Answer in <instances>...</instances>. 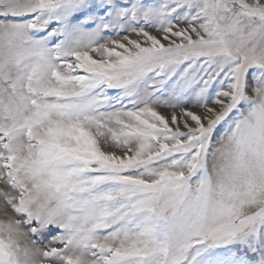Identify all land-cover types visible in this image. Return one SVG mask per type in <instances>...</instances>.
Masks as SVG:
<instances>
[{
    "label": "snow or ice",
    "instance_id": "6c2138e0",
    "mask_svg": "<svg viewBox=\"0 0 264 264\" xmlns=\"http://www.w3.org/2000/svg\"><path fill=\"white\" fill-rule=\"evenodd\" d=\"M0 264H264V0H0Z\"/></svg>",
    "mask_w": 264,
    "mask_h": 264
},
{
    "label": "rangeland",
    "instance_id": "374dc122",
    "mask_svg": "<svg viewBox=\"0 0 264 264\" xmlns=\"http://www.w3.org/2000/svg\"><path fill=\"white\" fill-rule=\"evenodd\" d=\"M164 109H162L161 111H163ZM165 112L167 111V110H164Z\"/></svg>",
    "mask_w": 264,
    "mask_h": 264
},
{
    "label": "bare ground",
    "instance_id": "6f19581e",
    "mask_svg": "<svg viewBox=\"0 0 264 264\" xmlns=\"http://www.w3.org/2000/svg\"><path fill=\"white\" fill-rule=\"evenodd\" d=\"M164 111V110H163Z\"/></svg>",
    "mask_w": 264,
    "mask_h": 264
}]
</instances>
